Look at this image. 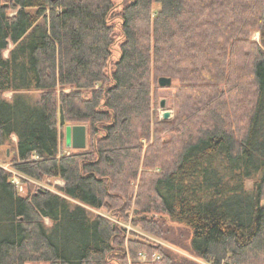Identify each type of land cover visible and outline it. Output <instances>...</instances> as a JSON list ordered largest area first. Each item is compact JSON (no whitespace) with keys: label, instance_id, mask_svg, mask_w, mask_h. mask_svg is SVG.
<instances>
[{"label":"trees","instance_id":"trees-1","mask_svg":"<svg viewBox=\"0 0 264 264\" xmlns=\"http://www.w3.org/2000/svg\"><path fill=\"white\" fill-rule=\"evenodd\" d=\"M162 76L171 121L153 116ZM65 125L87 126L85 149L61 152ZM4 144L18 174L64 185L21 195L0 166V264H199L112 218L264 264V0H0Z\"/></svg>","mask_w":264,"mask_h":264},{"label":"rangeland","instance_id":"rangeland-1","mask_svg":"<svg viewBox=\"0 0 264 264\" xmlns=\"http://www.w3.org/2000/svg\"><path fill=\"white\" fill-rule=\"evenodd\" d=\"M118 2V0H116ZM120 34V33H119ZM253 39L259 41L260 39V33L259 32H254L253 33ZM122 40L121 36H119L113 46V55L111 58V62L114 63L120 56V41ZM12 45H10L9 48H11ZM8 54V52L6 53ZM178 82L176 80H172V86L170 87H162L163 89H160L158 91V95L155 99V103H154V118L164 121L165 119L163 118V114L165 111H170L171 112V116L169 119H167V121H171L175 118V116L177 115L178 112V104H177V100H176V90L173 87L174 85H177ZM35 99H39L41 96V92H31L30 93ZM13 93L12 92H7L5 93V97L7 99H11L12 98ZM165 99L166 100V106L165 108L161 107V101ZM166 121V120H165ZM66 126H62V132H63V137H62V145H61V152H70L72 150V148L68 147L67 143H66ZM15 138V137H14ZM14 141H16V139H13ZM151 143V140H146L145 141V152L147 153V148L149 147ZM15 156V147L13 145L10 144H4V145H0V166L3 167L4 169H6L7 171L11 172L13 174V178L14 177H19L18 181H19V185H17V189L19 191V193L21 195H27L30 193H33L35 190L37 189H47L53 192H59L58 191V187L59 186H63L64 183L57 178H53V179H47V180H37V179H33V178H28L24 175L18 174L16 172V170L13 167L11 161L13 160ZM25 179V181L23 182V180ZM252 185L251 182L248 183V186L250 187ZM93 212L97 213V214H101L105 217L111 218L112 216L105 210H95V209H91ZM112 220L118 222L121 226H125L128 229V232L130 233V235L132 233L138 234L154 243L160 244L162 245L164 248L166 247L167 251L169 250L171 253L173 254H177L178 256H183L187 259L193 260L199 264H209L197 257H195L194 255H192L190 252L185 251L181 248L175 247L173 245L167 244L164 241L154 237L151 234L146 233L145 231H143L140 227L138 226H134L132 225L130 222L124 223V222H120L118 220H115L112 218ZM145 256V255H144ZM141 260H144V257H140ZM140 261V259H139ZM26 264H51L50 261L48 260H41V261H29ZM129 264H134V261L129 259Z\"/></svg>","mask_w":264,"mask_h":264},{"label":"water","instance_id":"water-1","mask_svg":"<svg viewBox=\"0 0 264 264\" xmlns=\"http://www.w3.org/2000/svg\"><path fill=\"white\" fill-rule=\"evenodd\" d=\"M55 1V0H51ZM161 87H170L172 85V78L162 76L158 79ZM166 100L161 101V107L165 108ZM171 116L170 111H165L163 118L169 119ZM65 124L63 109H61V125ZM87 126L86 125H67L66 126V143L68 147L73 149H85L87 147Z\"/></svg>","mask_w":264,"mask_h":264},{"label":"built area","instance_id":"built-area-1","mask_svg":"<svg viewBox=\"0 0 264 264\" xmlns=\"http://www.w3.org/2000/svg\"><path fill=\"white\" fill-rule=\"evenodd\" d=\"M18 178H19V177H14V178H13V182H14L16 185H19ZM142 257H144V259H146V256L143 255Z\"/></svg>","mask_w":264,"mask_h":264},{"label":"crops","instance_id":"crops-1","mask_svg":"<svg viewBox=\"0 0 264 264\" xmlns=\"http://www.w3.org/2000/svg\"><path fill=\"white\" fill-rule=\"evenodd\" d=\"M14 139H16V138H14Z\"/></svg>","mask_w":264,"mask_h":264}]
</instances>
